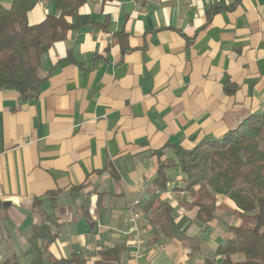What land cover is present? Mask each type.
<instances>
[{"label": "crops", "instance_id": "0c3cea01", "mask_svg": "<svg viewBox=\"0 0 264 264\" xmlns=\"http://www.w3.org/2000/svg\"><path fill=\"white\" fill-rule=\"evenodd\" d=\"M57 13L54 0H38L28 20ZM69 19L78 28L43 55L39 94L0 90V264L30 258L46 213L60 235L43 264L77 256L150 264L147 255L157 264H225L219 248L242 222L227 196H217L206 225L182 207L188 192L163 191L196 237L154 240L140 217L138 257L129 213L178 147L222 137L264 108V0H85ZM169 173L181 181L179 169ZM221 207L230 220L219 218ZM157 243L164 249L154 253ZM107 247L121 251L102 262Z\"/></svg>", "mask_w": 264, "mask_h": 264}, {"label": "trees", "instance_id": "16d2710c", "mask_svg": "<svg viewBox=\"0 0 264 264\" xmlns=\"http://www.w3.org/2000/svg\"><path fill=\"white\" fill-rule=\"evenodd\" d=\"M54 1L57 14L30 24L28 13L38 0H11L9 8L0 0V90L13 88L23 99L39 94L45 80L41 73L43 55L55 42L77 30L78 25L69 18L77 15L85 3V0ZM224 88L229 94L237 89L229 79L225 80ZM172 168L179 169L181 181L174 182L175 176L169 173ZM172 182L174 186L170 188ZM150 184L137 207L141 224L154 240L175 237L191 241L196 237L190 233L189 217L183 214L177 220L175 207L161 199L163 191L188 192L191 199L184 200L182 207L192 212L193 219L206 225L215 220L217 196L225 195L237 205V215L242 221L239 226L228 227L229 236L219 248L225 264H233L236 255L242 258H237L235 264H264V110L248 115L222 137L204 139L191 148L178 147L176 159L161 163ZM44 219L33 229L28 250L31 256L23 264H43L48 246L60 235L54 216L46 213ZM120 251L118 247H107L99 254L105 262L110 253L118 255ZM55 262L88 263L78 256Z\"/></svg>", "mask_w": 264, "mask_h": 264}, {"label": "built area", "instance_id": "2783aa9c", "mask_svg": "<svg viewBox=\"0 0 264 264\" xmlns=\"http://www.w3.org/2000/svg\"><path fill=\"white\" fill-rule=\"evenodd\" d=\"M138 201L134 204V208L130 211L129 213V220L132 225V231L134 233V239H133V245L135 247V254L136 256H141L140 254L142 253V248L144 245V239L142 236L141 232V226L139 223L141 213L140 210L137 207ZM164 249V244L163 243H157L152 246L151 251H154L156 253L157 251L163 250ZM148 262L150 264H157L153 261L152 256H146Z\"/></svg>", "mask_w": 264, "mask_h": 264}, {"label": "rangeland", "instance_id": "374dc122", "mask_svg": "<svg viewBox=\"0 0 264 264\" xmlns=\"http://www.w3.org/2000/svg\"><path fill=\"white\" fill-rule=\"evenodd\" d=\"M262 110H264V108ZM180 202H182V200ZM230 215L231 214L228 213V210L226 209V207H221L220 210L218 211V216H219L220 219L221 218H225L227 220H230ZM240 256H242V255H240ZM233 258L235 259L236 256H233Z\"/></svg>", "mask_w": 264, "mask_h": 264}]
</instances>
